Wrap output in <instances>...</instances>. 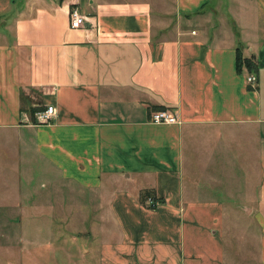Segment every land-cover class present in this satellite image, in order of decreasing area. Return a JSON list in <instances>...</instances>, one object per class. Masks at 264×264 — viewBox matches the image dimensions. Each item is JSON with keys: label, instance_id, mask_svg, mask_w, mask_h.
<instances>
[{"label": "crops", "instance_id": "1", "mask_svg": "<svg viewBox=\"0 0 264 264\" xmlns=\"http://www.w3.org/2000/svg\"><path fill=\"white\" fill-rule=\"evenodd\" d=\"M0 138L36 264H264V0H0Z\"/></svg>", "mask_w": 264, "mask_h": 264}, {"label": "rangeland", "instance_id": "2", "mask_svg": "<svg viewBox=\"0 0 264 264\" xmlns=\"http://www.w3.org/2000/svg\"><path fill=\"white\" fill-rule=\"evenodd\" d=\"M5 159L7 156L0 138V264H36V259H33L30 254L37 255L39 252L47 257L53 248L46 244L47 240L54 239L51 235L50 223L39 220L31 222L28 226L29 236L24 235L20 240L19 221L10 220L8 213L11 212L10 207L14 204V200L17 198L16 193L19 191L16 186L17 181L22 177H19L20 172L14 173L9 159L7 161ZM29 222L24 221V226ZM33 245L37 247H31ZM24 249L29 251L26 252L28 256L25 260L21 258L20 254Z\"/></svg>", "mask_w": 264, "mask_h": 264}, {"label": "built area", "instance_id": "3", "mask_svg": "<svg viewBox=\"0 0 264 264\" xmlns=\"http://www.w3.org/2000/svg\"><path fill=\"white\" fill-rule=\"evenodd\" d=\"M86 16L76 7L72 8L69 16L70 27L73 29L81 28L85 25ZM257 75L255 73H249L247 76V82L252 88L256 87ZM57 115V108L53 104H48L45 108L38 110L35 113L36 121L40 123H47L53 121ZM151 120L154 122H172L178 120V112L175 109H159L152 112ZM150 198V197H149ZM153 205L158 201L151 199Z\"/></svg>", "mask_w": 264, "mask_h": 264}, {"label": "trees", "instance_id": "4", "mask_svg": "<svg viewBox=\"0 0 264 264\" xmlns=\"http://www.w3.org/2000/svg\"><path fill=\"white\" fill-rule=\"evenodd\" d=\"M237 66L240 72L244 70V67L248 72H255L257 70V63L253 60V58H243L240 54L237 58Z\"/></svg>", "mask_w": 264, "mask_h": 264}]
</instances>
